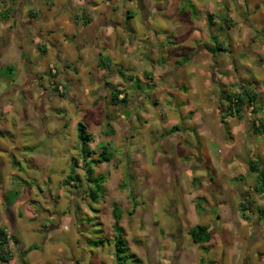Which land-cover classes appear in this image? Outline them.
I'll return each instance as SVG.
<instances>
[{
    "label": "rangeland",
    "instance_id": "374dc122",
    "mask_svg": "<svg viewBox=\"0 0 264 264\" xmlns=\"http://www.w3.org/2000/svg\"><path fill=\"white\" fill-rule=\"evenodd\" d=\"M204 1L208 2L207 7L203 4ZM242 1H244V7H242V9H240L241 7H236V0H196L195 5L198 8L201 7L199 9L195 8L194 5L186 0H179L177 6L172 4L169 6L168 10H174L176 7L179 8L180 13L178 16H180L182 25L185 26L186 30L184 32L187 33L182 36L180 34L181 28H179V30L172 35H165L164 33L163 35L160 34L159 36L163 37L164 41L166 40V44L162 49L161 46H158L160 51L157 50L155 58L152 57L150 59H147L149 54L145 53V48L141 47L142 44L145 45L148 41L142 39L144 33H146V29L142 25V20L138 17L135 20L137 32L130 37V41L132 40V45L137 44V53L139 56L145 54L146 57L141 59L138 57L133 60L130 59L132 60L131 64H133L131 65L132 69L122 67L126 60L124 61L120 55L117 58L115 57L111 60L106 58V60L104 59V61H102L108 69L99 66V64L101 65V60L98 63V74L100 73V70H105L103 74L104 76L108 75V72H111L108 76H112L114 72L119 76L114 85L113 82H108L106 104L109 108L118 111L121 121L128 117V109L131 107L129 94L132 95L133 99L137 98V94H139V96H142L146 101L148 109L158 110L155 114V123L163 125L164 127L154 129V131L158 133V139L164 141L163 144L156 145L157 150L161 153L162 159L156 161L154 164L149 163L148 166L143 168V171L147 176L152 175L154 166L160 169V175L156 181L152 182L154 187L149 193L151 196V203L156 208L157 213L162 212L164 208L176 202L174 199H169L168 185L179 184L181 176L187 175V173L176 175L179 171L178 166L180 161H187L189 159V154L186 152V142L181 143V141H184L185 132H188L195 141L193 152L206 154V159H198L196 162L201 165L199 171L203 172L205 175L203 177H192L189 187L199 189L201 187L200 180L203 179L205 183H211L213 185V192L215 196L219 198L224 195L226 185L228 186L229 191H231L232 186L246 185V189L242 192L241 199L230 200L224 198L219 200L220 207L218 208L219 211L214 213V222H218L220 225L221 235H212V240L208 246H206L207 244H203V247H206L208 251L205 253L202 252L200 246L192 243L187 234L190 250L185 254L184 250L177 249L173 255V264H230L229 260L226 259L227 254H225L224 248L226 246L225 241L227 235H233L231 231L232 229L239 228L241 230V228L236 227V224H230V228H223V219H228L231 213L235 216H237V213L240 215L238 211L239 201H244L246 203L249 212L246 211L245 213L247 214V217L251 218V213L255 212L256 215H258L257 210L260 209L255 206L253 211H251V207L256 204L261 206L260 203L264 206V198L260 196L261 198H259V200L258 198L256 199V194L252 190L255 182V175L247 170V162L249 160L256 161L264 167V158L257 153L254 158L249 157L241 159L238 150L239 145H236L232 138L224 140L223 144H231L233 146L231 148H221L218 152L214 151V146H220L217 141L212 139L211 144L208 142L209 137H215L216 124L224 126L232 118L241 120L246 116V128L248 133L256 142L264 143V137L254 134L250 130L251 123L264 115V1L254 0V2L258 4L255 6L251 5L252 3L250 0ZM205 8L214 13L212 14V18H210L208 13L204 12ZM234 10L236 12L235 16L232 14ZM199 14H202L201 18L206 20V27L202 29L200 22H198L197 27L195 28L198 33H194L192 29L189 30L188 21L189 19H192V17L199 18ZM1 17L2 14L0 13V18ZM213 20L216 21L213 22ZM208 21H210L209 24ZM237 21H239V27H237ZM157 24L156 28L161 29L162 27L164 28L162 30H167L165 27H167L169 22L166 18H163L157 22ZM192 32L194 34H192ZM225 32H227L226 35ZM68 38L69 41L70 37L68 36ZM76 39L77 38H75V40ZM189 40L190 43H188ZM216 43H221L220 47L226 51L214 50L212 54L209 53L207 47L215 49L218 47ZM71 50H73V47ZM52 54L55 53L52 52ZM52 54V60L48 61L47 59L50 56H47L46 61H48V64H56V66H58L55 58L57 56H53ZM74 54L76 53H69V55L66 54V58L64 59V62H67L69 67L74 64L76 65V63L80 61L79 58L75 57H73L75 61H72V59L69 61L68 57ZM160 55L166 57H171L173 55L178 56L177 61L171 64L177 67L180 66L179 72H181V74L176 75L175 78L171 73L167 74L164 79L156 80L158 85H150L152 77L148 76V74L143 71V67L149 60L154 64L156 57H159ZM92 56L93 53L90 51V57L87 60L90 62L82 66L83 70H79L77 73L74 69L70 73L64 74L63 77L53 79L52 81L50 77L57 73V71L52 74L46 69L44 74L42 73V86L48 91L53 89L52 93L54 94H52L49 100L36 102L37 104L35 105L37 106L38 111L42 114H45V106L47 105V117H50L49 120L55 121L57 118H67V121L70 122L72 117L69 113L68 106L72 104V99H68V93L70 89H77L79 92L78 102L81 105L87 106L80 109L83 115H81L80 119L76 121V124L79 122L84 124L86 126V131L88 132L86 121L91 120L94 115H100L102 121L107 127L106 134L105 132H102L101 134L112 136L117 134L119 129V124H117L116 127H113V123L116 121V114L109 112L107 115H104L99 111L94 113L91 110V108L96 107L97 101L103 99L99 96L95 97V99L93 98L92 86L96 84L94 79L97 80L99 77L96 76L97 68L93 69L95 63L92 64ZM186 57H189V61H191V64L188 67L186 66L188 65V61L183 62V59ZM5 60L6 59H2L1 61ZM8 60H10V65L6 67H10V70H6L5 67L0 65V83H10V81L6 79L10 78L9 75L11 73H16V57H12ZM138 60L139 62L136 63L135 61ZM167 60L169 62L172 59ZM2 63L0 62V64ZM43 63L45 65V61H43ZM120 69H124L123 77H121L118 72ZM138 75L141 77V80L138 79ZM166 78L171 79V87L175 89L176 93H178L179 98H177L173 92L160 87L161 83H163ZM68 80H70L71 85H66L65 81ZM53 83H55V85ZM15 85L18 84L15 83ZM15 85L3 91L6 97L12 96L9 92L13 90ZM33 86L38 88L39 84L34 82L31 87ZM58 87L60 88L58 89ZM239 87L251 90L258 96L257 103L253 105L255 109L257 108V111L254 112L252 106L246 105L242 108L241 118H237L232 114L226 100V94L238 91ZM111 88L121 90L122 94L119 98H121L122 95H125L128 102L125 108L121 104H111V92H109V89ZM212 91H214L215 94V109L212 112H206L205 109L210 106L208 97ZM23 93V97L17 94V97H19L18 103H20L18 114L12 116L7 114L4 119L3 125L5 126L2 127H8V132L4 128V130H0V201H2L4 205L7 201H12L13 203L16 202L15 207L10 208V210L4 208L3 212L0 213L2 215V218L0 219V227L5 229L7 236L14 237L16 241L19 242L13 243L12 241H9L6 247L10 259H13L12 264H51V261L44 258V254L39 245L35 242H29L33 232V229L31 228L33 221L28 215V211L35 207L41 214L50 215L48 208L41 207V201L47 200L52 205L57 206L61 197L58 193L53 195L51 188L49 187L53 182L51 176H48L40 184H37L34 178L31 180L26 178L24 172L25 168L28 170L37 169L35 160L30 155L35 151L37 145L35 144V146L31 148V152L28 151L27 147L34 144L35 137L31 134L29 125L25 122L29 120L31 114H35V117L39 119L40 117L38 111L35 112L32 106H30L31 109L25 107L26 103L30 104L29 97L31 98V91L28 93V90H25ZM143 94L148 95L147 98L144 97ZM53 97L60 101L63 106H53ZM73 99H75V97H73ZM53 109L58 113L56 114L53 112ZM177 109L180 111L178 112ZM181 113L183 115H181ZM141 119H143V117H137L135 122L138 123ZM99 122L100 121H97V124H99ZM144 122L147 123V120ZM129 123L133 122L129 121ZM17 125L20 127L17 128ZM173 125H178L182 128L181 131L175 132L180 134L179 137L173 138L175 133L169 135L165 133V131ZM67 126L68 123H65L64 127ZM225 131L227 134V129H225ZM202 132L206 133V135H200ZM75 134L77 138L76 126ZM129 138L131 139V137ZM4 141H7L8 143L5 144ZM106 144L108 145V152L111 154L110 160L92 166L94 175H103L102 193H99L98 199L95 202H91L88 197L85 196L84 189L86 186L84 182L82 183L83 179L77 171V169L81 168L83 164V162L79 160L78 154L71 158H76L78 162L76 173L80 177V183L74 182L68 187H65L62 182L66 177L63 181L57 182L58 187L62 186L66 189L71 188L74 196L77 195L78 189L83 188V192L79 193V197L85 198L89 202L85 204V207L88 209L87 212L82 211L80 204H76L73 208L72 216V221L79 225L78 232L84 234L83 242L84 249L87 252V264H114L113 252L111 262H109L106 257L100 255V252L108 248L113 249L114 246V233L112 232L113 224L110 228L106 224L108 219L113 220L111 216V202L115 201L119 205L123 212L122 216L131 215L132 211L137 207V194L134 193L133 190H129L125 195V187L131 180L129 165L136 166V161H128L122 170L121 165L118 163L114 172L106 171L104 168L96 170L99 165L108 164L113 159L115 148L111 142H107ZM12 145H14V147H11ZM173 145L176 148L174 158L173 154L168 151ZM99 153L100 148H98L97 153L94 154L93 159H97ZM165 153H167V156H165ZM244 154L247 156V150H245ZM149 155L150 154L146 149V160L149 158ZM244 167H246V171L248 172H244ZM221 168H223L224 171H221ZM228 168L230 172H235V175L229 176L228 174L230 172H225ZM15 188L18 189L15 190ZM189 195L193 201L192 203H188L185 208V211L190 213L189 228L196 224L203 225L201 223L203 208L206 200H211L212 197L193 194L191 192H189ZM247 195H250V198H246ZM34 196H39L40 199H35ZM107 197H111V200H108ZM260 200H262V202H260ZM101 201H103L101 207H95V205ZM125 204L129 205L127 213L124 212ZM25 205H27V208ZM213 208L217 209V205H213ZM222 210L224 214L221 213ZM261 219L262 223H264V218ZM231 220L233 221V219ZM72 221L69 223L71 224ZM118 224L121 227V232L126 241L129 252L135 255L139 260V263H130L127 261L126 264H144L137 252V248L141 246V241L138 237H133L130 245L127 239V224L121 222V220ZM248 225L253 228L254 223L250 221L248 222ZM59 227V224L41 226V243L48 247L49 252L55 251V247L54 238L49 237L48 232L58 229ZM45 229H47L48 232H45ZM213 231L215 232L216 229H213ZM253 232L254 233H252L250 238L256 237L257 232L255 230ZM239 234H237V236ZM183 235L184 233L182 232V236ZM73 236L75 247L72 248V253L75 254L80 249L81 239L75 232L73 233ZM263 236L264 235H261L262 238L260 237V241L257 239L254 242H251L250 240L251 243H248V240V242L245 243L246 247L244 248V252L250 250L248 252L250 256L247 258L248 264H264ZM94 241L101 242L95 246L93 244ZM228 246H231L230 242L228 243ZM28 247L33 248L29 252L24 253V250ZM98 249L100 251H98ZM257 250L260 251L262 257H254V255H252L253 251L256 252ZM70 258L74 261V264H81V259L76 255H72ZM241 262L244 261L240 259L239 264H241Z\"/></svg>",
    "mask_w": 264,
    "mask_h": 264
},
{
    "label": "clouds",
    "instance_id": "9594fccd",
    "mask_svg": "<svg viewBox=\"0 0 264 264\" xmlns=\"http://www.w3.org/2000/svg\"><path fill=\"white\" fill-rule=\"evenodd\" d=\"M242 0H236V7H240ZM75 14L74 11L66 10L65 16L70 17ZM233 16L236 15L235 10ZM239 21H237V27H239ZM142 39L149 41L148 44H142L141 47L147 50L151 48V54L155 58V53L158 50L159 42L163 40V37L159 39L152 36L151 31L144 33ZM138 63L139 61H135ZM162 72L169 71L167 68H162ZM111 79V78H110ZM13 83L21 84L23 80L17 77ZM12 87L11 83H0V92H3ZM127 87V86H126ZM161 88H165L167 91L173 92L174 95L179 98L178 93L171 87V79L166 78L160 85ZM93 98L99 96L103 99L97 101L96 107L91 108L95 113L99 111L104 115L109 112L116 114V121L113 123V127L119 124L118 133L112 136L102 135V132H107V127L102 121L100 115H94L91 120L86 121L87 130L92 134L91 141H85L87 149L89 151L88 159L92 160L94 154L97 153L98 148L103 146L107 142H111L115 148L113 153V159L110 163L99 165V168H104L106 171L114 172L116 165H121V170L127 164L128 161H136V166L129 165V172L131 176L130 183L125 187V195L129 190H133L137 194V207L132 211L131 215H123L121 222L127 224L128 227V241L131 245L132 238L138 237L141 241V246L137 248L141 259L144 264H173V255L177 249L184 250L185 254L190 250L189 240L187 238V232L190 223V213L185 211L188 203H192V198L189 192L199 195H207L212 197L211 200H206L203 208V215L201 217V223L207 228V231L213 236H220V225L218 222H214V213L220 207L219 200L224 198L228 199H241L242 192L246 189V185L232 186L231 191L228 190V186H225L224 195L217 198L213 192V185L211 183H205L203 179L200 180L201 187L196 189L195 187H189L192 177H203L205 174L199 171L201 165L197 164L198 159H206V154L193 152V145L195 141L188 133H184V141L186 142V152L189 154L187 161H180L179 171L180 173H187L186 176H181L180 182L177 185L169 184V199H174L176 202L164 208L160 213H157L156 208L151 203V196L149 193L153 190V181H156L160 175V169L156 166L153 167L151 176H147L143 171V168L148 166L149 163L154 164L156 161L162 159L160 151L157 150L156 145L163 144L164 141L158 139V133L154 129L164 127L155 123V114L158 110H152L147 108V103L142 96L137 94V98L133 99L129 94V102L131 107L128 109V117L123 121L120 120L118 111L111 109L106 104V98L108 96L107 91L102 90L100 84L92 86ZM40 93L36 92L32 100L29 102L36 103V96ZM75 97V99H73ZM68 99H72V104L69 105V113L71 115V121L68 122L67 118H57L55 121H46L41 124L39 118L35 117V114H31L28 121L25 123L29 125L31 134L35 137L34 143H36V149L30 155L34 158L37 165L36 170L24 169L26 178L31 180L35 179L37 184H40L48 176L52 177V184L49 185L53 195L59 194L61 199L57 206L52 205L47 200L41 201V207L48 208L50 215L41 214L37 208L33 207L28 211V215L32 218L31 228L33 232L31 234V242H35L41 248L44 258L51 261V264H74V261L70 258L72 255H76L81 259V264H87V252L84 249L83 233H79V225L72 221L73 208L76 204H80L82 211L87 212L88 209L85 204L89 203L85 198L79 197V193L83 192V188L77 190V195H73L71 188L58 187L57 182L63 181L68 175L72 160L71 157L77 155L82 149V143L77 140L75 134L76 121L80 119L83 113L80 111L82 107L87 105H81L79 100V92L77 89H70L68 93ZM210 106L205 109L206 112H212L215 109V94L212 91L208 97ZM19 97L10 96L5 97V105L8 109L10 116L18 114L19 110ZM53 106L61 107L60 101L52 98ZM90 107V106H88ZM179 112L180 110L177 109ZM47 105L45 106V115H47ZM181 115H183L181 113ZM203 115V114H202ZM137 117H143L138 123H136ZM147 120V123L144 121ZM97 121H100L97 124ZM132 121L133 123H129ZM65 123H68L67 127H64ZM247 117L237 120L232 118L229 122L221 126L215 125L216 132L215 137H209L208 142L211 144L212 139H215L220 145L214 146V151L218 152L221 148H231L233 145H224L223 141L229 138L234 140L236 145H239L240 158L246 159L249 157L254 158L259 153L264 158V143L256 142L248 133L246 128ZM225 129H227V134ZM179 133H175L174 137H179ZM204 136L206 133H200ZM131 137V139L129 138ZM167 139V138H166ZM7 144V141H4ZM11 147H14L12 145ZM10 147V150H11ZM149 152V158L145 159V150ZM245 150H247V156H245ZM168 151L173 154L176 152V148L173 145ZM167 156V153H165ZM6 158V157H5ZM81 178H84L85 169L83 166L77 169ZM221 171H224L221 168ZM63 173V174H61ZM167 174V171H166ZM229 176L235 175V172H230ZM219 179V178H218ZM89 187L91 185H88ZM35 199H40L39 196H34ZM111 200V197H107ZM103 201L98 202L95 207H101ZM213 205H217V209L213 208ZM6 205L0 201V213L3 212ZM27 208V205H25ZM129 205H124V212L127 213ZM72 221L70 224L69 222ZM115 221L108 219L106 221L107 226L110 228ZM60 227L51 232H48L49 237L54 238L55 251L49 252L48 247L41 243V226L42 225H57ZM213 229H216L214 232ZM233 235H237L241 232L239 228L231 230ZM77 233L81 239L80 249L77 253H72V248L75 247L73 233ZM182 232L184 235L182 236ZM162 233V234H161ZM114 239V238H113ZM211 242V241H210ZM98 251H100L98 249ZM113 249L108 248L100 255L106 257L109 262L112 259ZM122 264V262H120Z\"/></svg>",
    "mask_w": 264,
    "mask_h": 264
},
{
    "label": "crops",
    "instance_id": "0c3cea01",
    "mask_svg": "<svg viewBox=\"0 0 264 264\" xmlns=\"http://www.w3.org/2000/svg\"><path fill=\"white\" fill-rule=\"evenodd\" d=\"M178 1L179 0H0V13L6 15V18H0V62H3L0 65L6 67L10 65V60L8 59L16 57V73H11L9 75L10 78H7L6 80L10 81L12 86L15 85L13 81L17 77H20L23 80V83L15 85L13 90H11L9 93L12 94V96H17V94H19L23 97V92L28 90V93L31 91V98L29 97L30 101L36 92L40 93L39 96H36L37 102L49 100L52 94H54L52 93L53 89L48 91L43 88L42 73L44 74L46 69L52 74L57 71V73L51 75V81L53 79L63 77L64 74L70 73L74 69L78 73L79 70H83V65L90 62L87 61L90 57V51L93 53L92 64L95 63L93 69L98 67V63L101 59L108 58L111 60L115 57L117 58L119 55L124 61L126 60L122 67L132 69L131 65L133 64H131V61L133 59L136 57L140 59L146 57L145 54H141L139 56L137 53V44L132 45V40L130 41V37H132L137 32L135 20L138 17L142 20V25L145 27L146 33L150 30L152 36L157 39H159V35H163V33L165 35L174 34L179 30V28H181L180 34L182 36L187 33L184 32L186 30L185 26L182 25L180 16H178L180 13L179 8L176 7L174 10H168L169 6L172 4L177 6ZM186 1L194 5L197 9L201 8H198L195 5L196 0ZM250 1L252 3L251 5H258L256 2H254V0ZM203 4L205 7H207L208 2L204 1ZM240 7V9L244 7V1H242ZM66 10L74 11L75 14L71 15L70 17L65 16L64 12ZM204 12L208 13L209 16L214 14L210 10H206V8ZM202 14L198 15L199 18L192 17V19H189V30L192 29L194 33H198L195 29L198 22H200L202 29L206 27V20L201 18ZM163 18H166L169 22L167 27H165L167 30H162L164 29L162 27L161 29L156 28L158 25L157 22ZM215 21L216 20H213V22ZM193 32L192 34H194ZM226 34L227 32H225V35ZM68 36L70 37L69 41ZM75 38L77 39L75 40ZM165 42L166 40L164 41L163 39L159 42L158 46H161L162 49L166 44ZM188 43H190V40ZM72 47L73 50H71ZM158 50L160 51L159 48ZM52 52L55 54H52ZM69 53L77 54L70 55L71 57H68L69 61L71 59L72 61H75L73 57L80 59L76 65L74 64L70 67L68 66L67 62H64L66 54L69 55ZM145 53L149 54L147 59L153 57L151 54V48L145 50ZM51 54L53 56H57L55 58L58 66H56V64H48V61L52 60ZM47 56H50L47 59L48 61H46ZM2 59L6 60L1 61ZM167 59L172 60L168 62ZM177 59L178 56L175 55L171 57L160 55L159 57H156L154 64H152L149 60L144 65L143 71L146 72L148 76L152 77L150 85H158L156 80L164 79L167 74L171 73L174 78L176 75H180V66L177 67L171 64L175 63ZM43 61H45V65ZM190 62L191 61H188V65H186L187 67L191 64ZM162 68H167L169 71L162 72ZM98 71L99 69L97 68L96 76L99 78L97 80L94 79V81H96V84L101 85L102 90L107 91L108 82L111 81L114 85L118 80L117 78H119L118 74L115 72L112 76H108L111 72H108V75L104 76L103 74L105 70H100L99 74ZM137 77L138 79L141 78L139 75ZM34 82L39 84L38 88L35 86L31 87ZM65 83L66 85H71L70 80L65 81ZM53 84L55 85V83ZM59 88L60 87H58V89ZM112 89L113 88L109 89V92H112ZM143 96L147 98L148 95L143 94ZM5 97L6 95H4L3 92H0V130L5 129L8 132V127H2L5 126L3 125L4 119L8 114L7 107L5 105ZM35 104L37 103H26L25 107L27 109H31L30 106H32L34 111L37 112L38 108ZM53 112L56 114L58 113L54 109ZM38 115L40 117L39 120L41 124L45 123L46 121H50V117H47V115L42 114L39 111ZM18 127L20 126L17 125V128ZM35 144L36 143L28 146V151H30L31 148L35 146ZM225 172H230L229 168L226 169ZM244 172H248L246 171V167H244ZM16 189L18 188H15V190ZM249 196L250 195H247L246 198H250ZM260 196L263 197L262 195L256 194L255 198H258L259 200V198H261ZM260 202H262V200H260ZM260 204L261 206L256 204L251 207V211H253L255 206L264 210V206H262V203ZM15 205L16 202H12V204L8 207V210L15 207ZM221 213L224 214L223 210ZM251 215L252 218L249 217V219H243L238 213L237 216L231 213L228 219H223V228H230V224H236V227L241 228L240 234L238 236L236 235L237 237L233 235H230V237L227 235L225 241L226 246L224 248L225 254H227L226 259L229 260L230 264H239L240 259L244 261L241 262V264H248L247 258L250 256V254H248L250 250L244 252V248L246 247L245 243L248 242V240V243H251L252 241L254 242L257 239L260 241L262 238L261 235H264V223H262V219L259 217V215H256L255 212H252ZM1 218L2 215L0 214V219ZM231 219H233V221ZM250 221L254 223L253 228L249 227L248 225V222ZM254 230L257 232V235L256 237L250 238L252 233H254ZM211 240L212 234L210 233L208 242L204 244H207L206 246H208ZM229 242L231 244L230 247L228 246ZM16 243L19 242L16 241ZM252 255H254V257H262L259 250L256 252L253 251ZM12 262L13 259H9L6 264H12Z\"/></svg>",
    "mask_w": 264,
    "mask_h": 264
},
{
    "label": "trees",
    "instance_id": "16d2710c",
    "mask_svg": "<svg viewBox=\"0 0 264 264\" xmlns=\"http://www.w3.org/2000/svg\"><path fill=\"white\" fill-rule=\"evenodd\" d=\"M8 14V13H6ZM31 15V13H30ZM1 18H6V15L2 14ZM210 18H212V15H210ZM210 21H208L209 24ZM221 43H216L218 46L215 49H211L207 47V51L209 53H213L214 50H224L225 49L221 48L220 45ZM104 59H101V68H106L104 65ZM190 58L186 57L183 59V62L189 61ZM108 66V64H107ZM5 69L10 70V67H5ZM108 69V68H106ZM124 69H120L118 72L121 77L124 76L123 73ZM131 78V77H130ZM122 92L121 90L117 88H113L111 92V104L113 105H118L121 104L124 108L127 106V100L125 95H123L121 98H119V95H121ZM226 100L228 102L229 110L236 116L237 118H241V112L242 108L246 105L252 106V110L256 112L257 108L253 107L255 103H257V94L251 90H248L246 88L239 87L238 91H234L231 94H226ZM76 129H77V140H80L82 143V149L78 153L79 160L83 162L82 166L83 169H85L84 173V178L82 183L84 182L85 184V189L84 193L85 196L88 197V199L91 202H95L98 199L99 193H102V185H103V175H94V170L92 168L93 165H96L97 163H102V162H108L111 158V154L108 152V145L104 144L103 146L99 147L100 148V153L97 159H88L89 151L87 149L85 141H90L92 139V136L90 133L86 131V126L82 123H77L76 124ZM182 128L178 125H173L169 129L165 131L166 134H171L175 132L181 131ZM250 130L257 135H260L264 137V115L260 116L258 119H256L254 122L251 123L250 125ZM110 132V131H109ZM106 134V133H105ZM72 164H71V169L66 176V179L62 182L63 186L68 187L70 184H73L74 182H79L80 177L76 173V169L78 168V162L76 158H71ZM247 167L248 170L255 175V182L252 187V190L255 194L257 195H262L264 197V167L256 162L249 160L247 162ZM80 183V182H79ZM88 185H91L90 187ZM77 186V185H73ZM12 204V201H7L5 203L6 208H8ZM200 209V208H199ZM238 211L240 213V216L243 219H249V217L246 216L245 212H249L247 205L244 201H239L238 203ZM122 210L120 209L119 205L115 202H111V216L113 221L116 223L113 224L112 226V232L114 233L113 236V254H114V264H126L127 261L134 262V263H139V260L135 255L131 254L127 248L126 241L123 238V234L121 232V227L119 226V221L121 220L122 217ZM257 213L260 218H264V210L258 209ZM251 218V217H250ZM187 234L190 237V240L194 244H198L200 246V250L202 252H206L207 248L203 247L202 244L208 242L210 238V233L207 231V228L204 225H194L191 228L188 229ZM9 241H12L13 243H16V239L11 236H7L6 231L4 228L0 227V263L4 264L6 263L9 259V253L6 250V247L9 243ZM101 241H94L93 244L97 246L98 243ZM33 247H28L24 253L29 252ZM203 262V261H202Z\"/></svg>",
    "mask_w": 264,
    "mask_h": 264
}]
</instances>
